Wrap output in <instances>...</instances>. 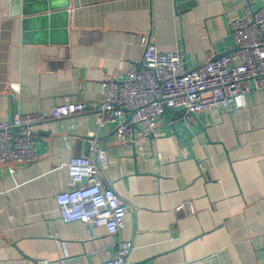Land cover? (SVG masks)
<instances>
[{"label":"crops","instance_id":"obj_1","mask_svg":"<svg viewBox=\"0 0 264 264\" xmlns=\"http://www.w3.org/2000/svg\"><path fill=\"white\" fill-rule=\"evenodd\" d=\"M52 1L46 17H0V120L67 102L86 111L35 126L37 161L0 163V264H103L118 239L133 242L127 264H264V90L246 81L228 108L194 116L175 108L176 125L195 122L187 141L165 114L134 142L95 115L103 81L143 67L142 36L160 51H182L194 68L230 53L229 20L264 0ZM90 134L109 150L104 184L129 205L119 235L60 217L68 162L92 155L82 138Z\"/></svg>","mask_w":264,"mask_h":264},{"label":"built area","instance_id":"obj_2","mask_svg":"<svg viewBox=\"0 0 264 264\" xmlns=\"http://www.w3.org/2000/svg\"><path fill=\"white\" fill-rule=\"evenodd\" d=\"M229 25L234 49L194 68L187 67L182 51H160L147 35L142 36L145 66H131L125 73L103 81L101 102L95 110L97 125L114 123L121 139L134 142L136 130L144 136L154 134L164 105L205 112L239 102L248 91L246 81H252L255 89L264 90V8L247 5L241 16L229 20ZM237 59L241 61L236 62ZM10 87L20 93L19 84L11 83ZM85 111L84 102H67L54 106L50 112L16 114L11 121L0 120V163L27 165L37 161L40 154L35 126ZM129 112H133L131 120H123ZM132 123L137 125L136 130ZM90 136L92 155L72 156L68 162L67 187L56 196L60 217L65 222H84L89 233L105 226L111 235H119L129 205L104 184L109 150L98 144L95 134ZM132 249V241L118 239L114 254L103 264H127L125 259Z\"/></svg>","mask_w":264,"mask_h":264},{"label":"water","instance_id":"obj_3","mask_svg":"<svg viewBox=\"0 0 264 264\" xmlns=\"http://www.w3.org/2000/svg\"><path fill=\"white\" fill-rule=\"evenodd\" d=\"M33 1H37V2H48L49 0H0V17H6L9 15H13V14H22L24 16H32V15H42V17H46V14L43 13H49L52 12V10H55V6L52 3L53 1H49L48 4H39L40 7L38 9H36L35 11L32 10L30 8V6L32 5ZM188 2L190 3H194L193 0H189ZM18 3V4H16ZM186 3V2H185ZM179 4V7H189L192 6L194 4ZM17 7L16 11H14V8ZM51 10V11H50ZM142 66H145V63L142 61ZM180 112V110H177L173 107H169L167 105H164V113L169 121L171 122V130L172 133L175 134L176 136L182 138L183 140H188L189 138L192 137V135L194 134L193 131L191 130V127L194 125L195 122H187L184 121L183 119L179 120L178 125H176V123L174 122L175 119L178 118V113ZM182 112L187 113L190 116H194L195 113L194 112H190L188 110H186L185 108L182 109ZM133 112H129L126 115V120L125 121H130L132 118ZM198 124L200 126L201 129H203L204 127L202 126V124L198 121ZM131 126L134 128V130L137 129V125L132 123ZM184 132L188 133V137L186 138L184 136ZM83 139L86 140V145L90 146L91 145V141L93 140L92 136H83ZM125 261L127 262V258L125 259Z\"/></svg>","mask_w":264,"mask_h":264}]
</instances>
